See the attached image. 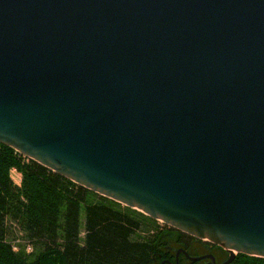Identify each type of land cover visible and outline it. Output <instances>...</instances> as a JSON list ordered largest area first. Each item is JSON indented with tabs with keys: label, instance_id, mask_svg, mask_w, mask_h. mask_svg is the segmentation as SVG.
Returning a JSON list of instances; mask_svg holds the SVG:
<instances>
[{
	"label": "water",
	"instance_id": "95a60500",
	"mask_svg": "<svg viewBox=\"0 0 264 264\" xmlns=\"http://www.w3.org/2000/svg\"><path fill=\"white\" fill-rule=\"evenodd\" d=\"M0 144L264 258V0H0Z\"/></svg>",
	"mask_w": 264,
	"mask_h": 264
},
{
	"label": "trees",
	"instance_id": "16d2710c",
	"mask_svg": "<svg viewBox=\"0 0 264 264\" xmlns=\"http://www.w3.org/2000/svg\"><path fill=\"white\" fill-rule=\"evenodd\" d=\"M12 168L19 174L18 185L10 179ZM149 221L156 220L119 206L0 144V264H159L164 259L170 263L174 253L166 236H173L177 248L186 252L191 242L209 244ZM143 222L147 229L139 234ZM15 229L29 251L25 244L15 248L11 244ZM220 252L225 255L224 250ZM181 256L178 264H195L186 258V263L180 262ZM227 264H264V258L236 253Z\"/></svg>",
	"mask_w": 264,
	"mask_h": 264
},
{
	"label": "rangeland",
	"instance_id": "374dc122",
	"mask_svg": "<svg viewBox=\"0 0 264 264\" xmlns=\"http://www.w3.org/2000/svg\"><path fill=\"white\" fill-rule=\"evenodd\" d=\"M10 179H12V182L14 181V182H16L17 181V177H16V174L15 173H10ZM108 199V198H107ZM113 202H115V201H113ZM117 203V202H116ZM119 204V203H118ZM119 206H124V205H122V204H119ZM129 208V207H128ZM130 210H135V209H132V208H130ZM135 212H139V211H137V210H135ZM141 213V212H140ZM142 214V213H141ZM144 215V214H143ZM146 216V215H145ZM150 218V217H149ZM153 220V219H152ZM79 221H80V233H79V236L80 237H82V234H83V229H82V222H83V218H82V210L80 209V211H79ZM149 223L151 224L152 223V225H160V224H163L162 222H160V221H155V223L153 222V221H149ZM147 228H146V226H145V222H143V223H141L140 224V227H139V234H142V232L144 231V230H146ZM22 234L20 233V232H18L17 231V229H15L13 232H12V234H10V242H11V244L14 246V248L15 247H17V245H23V244H25V239H23L22 237ZM165 240H166V243H167V246H170L169 247V250L172 252V253H174L175 254V252H176V250H178L179 248H177L178 246H176V243H175V241H174V238H173V236H171V235H169V236H166L165 238H164ZM184 240H186V238L184 237L183 238ZM211 246H214V247H212L211 248V255H212V257L214 258V261L216 262V263H218V261H220V259H221V257H225V255H226V253H225V255H224V253L223 254H221V250H223V249H221L220 247H218V246H216V245H211ZM24 248H25V250L26 251H29V249H30V247L28 246V245H24ZM187 253H189V255H192V256H199V255H203V254H206L205 252H204V249H203V247L202 246H200L199 244H197L196 242H191L190 243V247H189V249L187 250ZM179 254H182L181 252H179ZM178 254V255H179ZM177 258H178V256H177ZM181 258V261L180 262H182V263H186V261L187 260H185V257L183 256V254H182V256L180 257ZM207 260V259H206ZM189 261V260H188ZM190 262V261H189ZM160 263V262H159ZM179 263V260H177V264ZM194 263V262H193ZM169 264H174V259H173V261L172 262H170Z\"/></svg>",
	"mask_w": 264,
	"mask_h": 264
},
{
	"label": "flooded vegetation",
	"instance_id": "af4514ba",
	"mask_svg": "<svg viewBox=\"0 0 264 264\" xmlns=\"http://www.w3.org/2000/svg\"><path fill=\"white\" fill-rule=\"evenodd\" d=\"M211 245H212V244H202L201 246L203 247L205 253H209V254H210V253H211V248L214 247V246H211ZM181 249H183V248H181ZM183 250H185V249H183ZM185 252H186V250H185ZM224 252H225V251H224ZM186 253H187V252H186ZM225 253H226V252H225ZM178 254H179V253H178ZM187 254H189V253H187ZM203 255H205V254H203ZM177 256H178V255H177ZM177 259H178V258H177ZM205 260H206V258H205V259H201V260L198 261L197 263H201L202 261H205ZM161 261H162V260H161ZM163 263H164V264H167V263H169V262H168L167 260L164 259ZM163 263H162V264H163ZM197 263H196V264H197Z\"/></svg>",
	"mask_w": 264,
	"mask_h": 264
},
{
	"label": "crops",
	"instance_id": "0c3cea01",
	"mask_svg": "<svg viewBox=\"0 0 264 264\" xmlns=\"http://www.w3.org/2000/svg\"><path fill=\"white\" fill-rule=\"evenodd\" d=\"M10 173H15L16 174V177H17V181L16 182H14L16 185H18L19 184V174L12 168V169H10L9 170V176H10ZM12 180V179H11Z\"/></svg>",
	"mask_w": 264,
	"mask_h": 264
}]
</instances>
